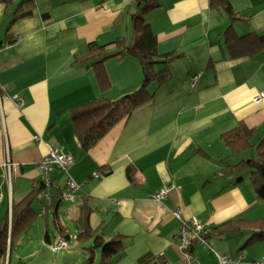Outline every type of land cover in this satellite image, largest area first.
Returning a JSON list of instances; mask_svg holds the SVG:
<instances>
[{"label":"crops","instance_id":"crops-1","mask_svg":"<svg viewBox=\"0 0 264 264\" xmlns=\"http://www.w3.org/2000/svg\"><path fill=\"white\" fill-rule=\"evenodd\" d=\"M147 1L157 6L147 21L156 34L158 53L180 55L172 63V78L153 85V97L88 151L77 140L69 110L102 96L115 99L131 93L141 87L143 73L133 56L110 58L106 69L112 88L104 93L93 69L76 60L89 52L91 42L114 49L117 38L131 40V14L139 4L134 0H36L33 14L10 27L12 12L0 2V218L38 185V163L50 148H59L74 162L68 170L54 169L58 186L54 191L63 189L70 176L80 183L90 180L79 193L74 211L69 204L63 206L73 202L58 201L55 209L60 220L62 213L72 211L77 222L79 205L88 196L93 226L107 239L116 234L128 237L126 250L112 264H143L145 257L144 264L179 262L181 220L174 216L175 208L182 210L189 224L195 218L205 228L229 219L264 217V200L250 175L228 171L227 165L246 156L229 155L221 138L241 121L258 128V137L264 135V100L254 102V96L264 91V48L253 56L234 57L225 40L231 24L239 35L264 33V0H228L237 16H243L234 22L214 9L210 0ZM130 168L136 182L128 177ZM96 171L100 176L93 178ZM165 187L172 188L168 195L154 200L153 195ZM46 205V200L45 205L37 204L39 219L45 217L41 212ZM34 223L29 233L35 231ZM37 229L46 247V226L38 224ZM49 235L50 241L60 238L58 233L54 238L50 231ZM250 235L211 237L208 243L214 249L211 239L227 244L224 241L230 238L246 237V245ZM67 236L66 240L71 238ZM252 244L247 252L241 246L232 254L216 251L232 257L243 253L244 264H261L264 240ZM202 245L195 242L193 247L198 259L218 264L215 255L214 263L198 256L206 246Z\"/></svg>","mask_w":264,"mask_h":264},{"label":"trees","instance_id":"trees-1","mask_svg":"<svg viewBox=\"0 0 264 264\" xmlns=\"http://www.w3.org/2000/svg\"><path fill=\"white\" fill-rule=\"evenodd\" d=\"M134 1L140 7L138 11L131 14L132 39L117 38L112 45L114 49L109 45L91 42L89 52L76 60V62L83 63L93 69L99 87L104 93L112 88L106 69V61L110 58L124 55L133 56L140 62L143 73V83L139 89L115 99L102 96L93 102L81 104L69 110V121L73 125L74 133L84 151L93 148L118 123L130 116L137 107L148 102L153 97L151 92L154 88L153 85L159 86L172 78V63L180 57L176 52L158 53L156 34L149 21H147L148 13L154 7H157L154 2H148L147 0ZM0 2L7 5V12H12L10 27L20 18L32 15L33 8L36 6V0H0ZM210 4L214 9L226 13L232 19V22L236 19H243V16H237L228 0H210ZM13 5L15 6L11 9ZM225 34L226 45L234 57L253 56L264 48V33L249 32L239 35L233 24H231ZM8 43L11 44L12 41ZM257 133L258 128L249 127L246 122L241 121L235 128L224 132L221 138L229 149L230 155L241 156L251 153L247 157H239L240 161L237 163L231 166L227 165L228 171L240 173L243 169L249 171L250 180L258 197L264 200V135L258 137ZM55 168L59 167L57 165L53 167L51 172L53 181H55L53 178ZM96 172L101 173L100 171ZM127 174L132 182H136L132 168L128 170ZM89 182L90 180H88ZM86 185L78 191L77 198ZM44 186V181L40 179L38 185L26 197L12 203V208L0 218V261H10L12 244L38 219L39 212L36 211L34 202L41 196ZM60 199V191H55L50 203L47 202L48 205L42 210L41 214H44L47 217L45 219L48 220L47 215L50 208L54 210V223L58 235L67 242L64 237L65 227L60 220L58 211L55 209ZM79 210L80 214L77 218L79 230L76 239L81 242H93L90 247L86 248L88 257H85L83 262L79 264H112L118 260L128 246V237L116 234L107 239L98 228L93 226L91 222L93 208L88 196H83ZM244 232L251 233L245 246L264 240V217L258 219H229L204 230L207 239L211 237H229ZM44 238L45 248L53 251L50 245L57 240L50 241L48 227H46ZM98 250H101V257L100 261L96 262ZM144 259L147 260V258H142L143 264Z\"/></svg>","mask_w":264,"mask_h":264},{"label":"rangeland","instance_id":"rangeland-1","mask_svg":"<svg viewBox=\"0 0 264 264\" xmlns=\"http://www.w3.org/2000/svg\"><path fill=\"white\" fill-rule=\"evenodd\" d=\"M251 153H246L244 156H248ZM230 155V154H229ZM227 158L229 161H231L232 156ZM244 175L248 176L250 172L246 171V169H243L241 171ZM35 209L38 211L37 204H43L45 205V200L43 197H38L36 202H34ZM70 205L74 211L76 207L78 206L77 203H63V206ZM75 207V209H74ZM68 211V210H66ZM69 211V214H63L61 216V221L63 223V226L66 228V231L64 232V237L66 238L67 235H70V239L67 240L68 247L65 249H62L60 251H50L47 248L43 247V244H41L42 240H40V229L38 230V224L41 227L45 228L48 227L50 234L52 238H54L55 234L57 235L58 231L54 223V210L50 208V212L48 214V220L44 218H38V220L34 223L33 231L32 233H29V230L25 231L24 234L17 238L14 241V244L11 246V257L10 261L7 260L6 264H71L76 263L79 264L83 262L85 257H88V251L87 247H90L93 242H81L78 241L75 237L77 229H79L76 220H73L72 217L74 216V212ZM39 212V211H38ZM45 230L43 229L42 236L44 235ZM26 238V240H25ZM246 237L242 238H230L228 240H225L227 244H217L214 239H211L213 242V247L215 250H228L231 254L236 253L239 250V247H244V251L247 252V250L254 246V244H249L245 246V240ZM203 246V245H202ZM204 247V246H203ZM206 247V249H205ZM204 247V250H199L198 248V256L204 257L207 263H214L215 257L214 253L211 251V249L207 248V246ZM224 247V248H223ZM202 249V248H200ZM101 257V250L97 251V258L96 262L100 261Z\"/></svg>","mask_w":264,"mask_h":264},{"label":"built area","instance_id":"built-area-1","mask_svg":"<svg viewBox=\"0 0 264 264\" xmlns=\"http://www.w3.org/2000/svg\"><path fill=\"white\" fill-rule=\"evenodd\" d=\"M199 75L194 77V80L198 79ZM9 97L10 96H6ZM12 99L18 100L20 103L21 99L18 96H13ZM264 100V91L259 92L254 96L255 103H261ZM74 162V158L71 154L64 153L58 148H50L48 153L38 163V168L42 173L41 179L44 181L45 186L41 191V196L44 197L46 202H50L56 190L57 183L52 180L51 172L53 167L57 165L63 170H67ZM6 166L11 167L12 163H5ZM99 172H94V178L99 177ZM88 183H79L73 177H69L66 185L60 190V198L65 201L74 202L77 199L78 191L82 189L84 185ZM172 188L165 187L156 192L153 195V199L161 201L164 199ZM174 216L181 220V226L177 234L178 246L182 252V257L179 262L172 264H203L193 252L195 242H200L206 245L214 253L218 264H244V255L240 253L237 257H232L228 253H220L214 250L208 243V239L204 234L205 226L201 224L197 219L193 218L192 223L189 224L186 219L182 217V210L175 208L173 210ZM68 247L67 242L61 237L53 244L50 245L51 250L60 251ZM258 263L264 264V258H260Z\"/></svg>","mask_w":264,"mask_h":264},{"label":"water","instance_id":"water-1","mask_svg":"<svg viewBox=\"0 0 264 264\" xmlns=\"http://www.w3.org/2000/svg\"><path fill=\"white\" fill-rule=\"evenodd\" d=\"M67 238H68V236H67Z\"/></svg>","mask_w":264,"mask_h":264}]
</instances>
